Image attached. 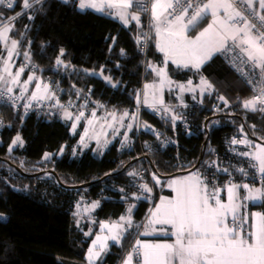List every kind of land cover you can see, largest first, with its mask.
<instances>
[{
    "label": "trees",
    "instance_id": "trees-1",
    "mask_svg": "<svg viewBox=\"0 0 264 264\" xmlns=\"http://www.w3.org/2000/svg\"><path fill=\"white\" fill-rule=\"evenodd\" d=\"M21 11L22 0L13 9L0 5V18H10ZM28 15L33 19H28ZM204 24L205 20L197 29ZM141 32L142 28L134 23L125 26L109 15L80 11L75 1L43 0L13 21L11 36L18 41L23 60L28 53L30 61H26L37 66L44 80L55 67L60 69L64 79L62 103L68 99L88 98L102 113H122L134 112L137 107V97L144 83L152 78L149 63L161 64L162 61L153 40L145 61L137 39L140 40ZM61 49L64 56L60 59L64 64L57 65ZM169 73L177 82L198 83L202 77L207 79L214 90L203 100L219 105L222 96L230 105L224 114L209 122V143L201 167L212 149L223 151L226 134L239 131L247 139L264 141V114L243 106V101L251 99L254 90L221 54L199 70L170 65ZM105 77H110L113 84ZM144 116L151 124L166 128L177 140L173 149L150 156L159 174L173 176L194 168L204 152L208 134L200 131L197 136L188 137L171 123L156 121L147 113ZM194 117L203 126L214 116L199 110ZM84 124L81 122L79 130L72 135L71 121L59 115H26L23 111L0 106V213L7 216V220H0V264H87L89 245L102 223L119 219L131 203L137 205L134 212L137 229L146 220L150 203L133 196L135 178L145 166L138 160L141 153L135 138L136 129L125 152H120L121 144L117 141L103 156L97 157L94 147L78 148ZM17 135L23 143L12 146ZM45 154L52 157L45 159ZM135 160L138 161L123 171ZM49 171L57 174L63 185ZM40 172L44 174L28 176ZM8 178L16 181V188H1L2 180ZM89 183L94 184L77 188ZM80 197L88 202L99 201L101 207L85 223L77 225L74 212ZM136 234L137 230L127 233L119 246H112L105 254L101 264H117L134 245Z\"/></svg>",
    "mask_w": 264,
    "mask_h": 264
},
{
    "label": "snow or ice",
    "instance_id": "snow-or-ice-1",
    "mask_svg": "<svg viewBox=\"0 0 264 264\" xmlns=\"http://www.w3.org/2000/svg\"><path fill=\"white\" fill-rule=\"evenodd\" d=\"M68 3L69 0H63ZM43 0H22L23 11L16 13L10 18H0V41L7 42L10 39L9 33L12 31V22L24 15L29 9H33L34 5H40ZM0 5H6L7 8L13 9L19 6V0H0ZM195 5V6H194ZM259 7V11L256 8ZM105 6L108 9H115L117 17L128 25L130 21L140 23L138 11H147L148 9L143 0H79L80 10L88 8L103 12ZM135 9V11H130ZM191 9V14H189ZM40 11V9H35ZM223 11V15H221ZM210 13L212 20L202 31L195 37L187 35L190 28H195L200 20ZM264 0H207V2H198V0H152L151 17L153 27L157 36V49L164 53L165 67L157 68L149 65L160 78L159 87L162 89L165 84L171 85L172 81L168 78L166 66L170 60L172 63L199 70L207 60H209L216 52H228L239 49V57L242 63H251L253 68H259L261 73V84L257 89V94L251 99L243 101V106L251 111H264ZM28 19H33L31 15ZM6 21V22H5ZM257 21V22H253ZM138 42H139V38ZM18 41L11 39V47L7 49V57L3 60V74H0V82L19 84L20 75L24 72V68L13 74L9 68V62L13 55L17 54ZM123 54V53H122ZM27 58L28 53L24 54ZM64 56V50H60V54L56 59L57 65H63L64 61L60 57ZM246 57V59H245ZM67 67V65H64ZM237 70H240L239 68ZM103 71V70H101ZM242 71V70H240ZM5 74L9 79H5ZM243 74V73H242ZM37 78L34 75L28 76L24 81V85L31 84ZM111 82L110 77H105ZM191 85L192 82L188 81ZM205 91L212 88V85L205 79H201ZM115 87V85H113ZM153 84H146L145 89H154ZM181 92L185 90L184 85H177ZM189 91L194 89L189 88ZM12 87H7V92L11 93ZM21 91H27L26 87H22ZM149 93L144 92L145 103H147ZM55 92L51 90V86L42 81L36 83L35 89L30 95V101L54 99ZM153 107L156 103L163 105V100L156 99V93H152ZM20 97H17L19 99ZM227 105L224 97H219ZM139 102V95L137 97ZM56 105L64 108L63 105L56 100ZM257 105L260 107L258 108ZM69 106L71 101H69ZM25 108L31 107V103L25 104ZM166 113L169 108L164 107ZM64 115L68 119H73V114L64 109ZM84 112H79L74 119L79 122L84 117ZM95 118L96 113L92 112ZM113 120L117 119L116 114H109ZM130 114L125 111L119 120L122 122L125 117ZM132 119H136V114H131ZM179 116L173 114L171 120L173 124ZM89 125L93 124V119H88ZM77 124L73 123L72 128L75 131ZM111 126V125H109ZM131 128V125H128ZM146 128L151 130L149 125ZM243 129H241L242 131ZM88 129H85V136ZM84 136L81 137L83 143ZM22 144V138L17 135L12 141V146ZM233 144L242 143L253 146V142L245 136L242 140L233 139ZM257 151L252 154V159L258 164L262 180H264V145L256 144ZM11 151V147L9 148ZM63 151V149H61ZM240 155L248 156L249 153L244 152ZM49 158V154H45V159ZM223 171H227L224 169ZM243 175H247L244 169L239 170ZM136 175V173H130ZM153 180L157 185L161 183L159 177L153 174ZM168 187L172 189L175 195L172 198L161 197L160 203L150 210L148 226L160 224L169 225L171 235L175 236L173 243L165 244H147L140 240L136 241L133 252L136 255H142V264H264V214L252 213L251 230L245 231L244 225L248 223V217L237 216V209L240 207L236 203L239 198L237 189L243 188L248 195L245 199L260 200L264 198V187H254L245 183L242 185L232 184L226 186L228 195L227 202L220 198V192L223 189L213 186L209 189V184L199 175L192 173L187 177L171 180ZM143 191L151 193L152 188L147 184L141 185ZM139 199L140 197H136ZM98 203H94L91 207L95 208ZM131 208H129V213ZM229 216L231 220L229 221ZM6 219L0 214V220ZM120 220L131 226V217H120ZM108 229L112 233L113 229L117 231L109 236L97 235L93 241L92 247L88 250L89 264H94V260L100 257L101 253L107 248L106 241L119 243L120 231L124 229V224L114 223L108 225L101 224V230ZM126 231V229H124ZM154 231V229H153ZM165 235L168 234L166 229H161ZM91 233H86L90 235ZM151 234L145 231L144 235ZM99 247V250H97ZM124 264H133V253L130 252L126 257Z\"/></svg>",
    "mask_w": 264,
    "mask_h": 264
},
{
    "label": "built area",
    "instance_id": "built-area-1",
    "mask_svg": "<svg viewBox=\"0 0 264 264\" xmlns=\"http://www.w3.org/2000/svg\"><path fill=\"white\" fill-rule=\"evenodd\" d=\"M207 0H198V2H206ZM144 5L148 9L147 11H139L142 15V32L139 40V49L140 53L144 56L145 61L147 60L150 44L152 41L151 37V4L152 0H143ZM6 7V5H3ZM195 6V5H194ZM7 8V7H6ZM191 9H189V14H191ZM29 16V15H28ZM257 22V21H253ZM224 60L231 65L234 72L249 86L254 90L252 95L257 94V89L261 84V73L259 68H253L251 63H242L239 57V49L235 51H228L221 53ZM246 59V57H245ZM16 63L24 68L28 72H38L37 66L23 60V58L18 55ZM240 70H237V69ZM243 73V74H242ZM63 75L58 67H55L53 72L47 77L46 83L51 86V90L55 92L56 96L54 99H45V100H36L30 101L25 92L22 91H12L11 93L7 92V89H4L0 85V106H7L15 110L23 111L26 115L31 113H38L40 115H47L50 117L61 116L64 109L67 108L73 114V117L79 112H84V117L80 119L79 122H76L75 119L71 123V134L74 135L79 130L81 122H85L88 119H94L92 117V112L99 114V106L88 98L79 101L68 99L66 102H61V95L63 93L62 83ZM17 97H20L17 99ZM251 97V98H252ZM59 100V103L64 106V108L56 105V100ZM69 101L71 105L69 106ZM31 103V107L25 108L24 105ZM167 107L170 109L169 112H165L163 109ZM259 108L260 106L257 105ZM229 109V108H228ZM228 109H223L218 104H208L203 101H190L183 106H158L153 107L140 106L134 109V112L138 113V125L136 126V141H138L139 150H140V161L144 163L145 166L140 169L135 178L136 185L134 186V195L140 197V199L147 201L151 205V209L156 203L159 195L162 193L154 184L153 180V170L150 166V156L156 152H164L169 149H173L177 146V140L173 134L166 130V128H161L155 126L148 122L145 119L144 114L147 113L150 117L156 121L163 122L165 124L171 123L174 128H177L181 133H184L186 136H197L200 131L208 134L211 131L210 125L204 124L200 126L197 122L194 115L196 111L204 110L208 116H216L224 114ZM258 113L264 114V111L257 110ZM175 114L180 117L173 124L171 116ZM95 116V117H96ZM76 123L77 126L75 131H73L72 125ZM206 123V122H205ZM88 123L86 122L85 125ZM149 125L151 130L145 127ZM85 127V126H84ZM80 132V135L84 132ZM245 138V135L242 132L234 131L233 133L226 134L224 137V149L216 150L212 149L210 157L206 161L203 167L200 166L194 173H199V175L209 184V187L212 189L213 186L223 189L231 182L232 184L247 183L254 185H264V180H262L261 174L258 171V167H253L255 161L244 155L242 143L233 144V139L242 140ZM80 142V139H79ZM80 144V143H79ZM127 145H121L120 152H125ZM227 169V171H223ZM244 169L247 175H243L239 170ZM147 184L152 188L151 193L143 191L141 185ZM150 209V210H151ZM135 245H132L125 252L122 259L117 264H124V261L130 252L133 253V264H139L141 255H136L133 252Z\"/></svg>",
    "mask_w": 264,
    "mask_h": 264
},
{
    "label": "crops",
    "instance_id": "crops-1",
    "mask_svg": "<svg viewBox=\"0 0 264 264\" xmlns=\"http://www.w3.org/2000/svg\"><path fill=\"white\" fill-rule=\"evenodd\" d=\"M63 1V0H62ZM69 1H75L77 3V6H78V9L80 10L79 8V0H69ZM207 2V1H206ZM256 8L257 10L259 11V7L258 5H256ZM86 10H92V11H95V12H98V13H102V14H106L109 12L110 9H108L106 6H105V10L103 12H100V11H96L95 9H92V8H88V9H85V10H80V11H86ZM264 14V13H262ZM208 17L209 15L205 16L202 20H200L199 23H201L203 20H205V24L207 23L208 24ZM135 24V23H134ZM137 25V24H136ZM199 25V24H198ZM197 25V26H198ZM130 26V25H128ZM197 26L191 31V33L195 32L197 30ZM200 28V27H199ZM12 29H13V22H12ZM12 32V31H11ZM11 32L9 33V36L11 38H13L11 36ZM14 39V38H13ZM0 45H1V51H0V74H3L2 72V69H3V60L6 59L7 57V49H6V46L3 45L0 41ZM156 46V45H155ZM17 50L15 51L16 53H18V55H20L19 53V44L17 45ZM157 49V47H156ZM157 51L160 53V51L157 49ZM222 52H216L213 54V56L207 61L209 62L215 55L217 54H221ZM161 54V53H160ZM17 54H14L13 55V58L12 60L9 62V68H10V71L15 74L19 68L21 67L19 64L16 63V60H17ZM162 56V61L161 63L163 62V55L161 54ZM23 58V57H22ZM26 59V58H24ZM27 61H30V58L27 57L26 59ZM25 60V61H26ZM206 62V63H207ZM204 63V64H206ZM157 64V63H155ZM203 64V65H204ZM170 65H173V64H169ZM202 65V66H203ZM175 66V65H173ZM179 66V67H178ZM178 66H175L177 68H181V69H193L191 67L189 68H183L182 66L178 65ZM195 70V69H193ZM30 75H34L37 79L36 80H33L31 84H28V85H24V81L27 80L28 76ZM155 76H154V73L152 72V78L151 79H154ZM5 79H9L6 74H5ZM150 79V80H151ZM19 80H20V83L19 84H11V83H4V82H0V85L4 88V89H7V87H12L13 91H21V88L22 87H26L27 88V91H24L27 95V97L30 98V95L32 93V91L35 89V85L36 83L42 81L43 83H46V80H44L40 73L39 72H28V71H25L20 75L19 77ZM193 83H195L193 80H189ZM185 83H188L185 82ZM211 94V93H210ZM193 100H196L194 99L192 96H186L185 100L184 101H175L172 105H167V106H175V107H178V106H183L185 105L186 103L190 102V101H193ZM198 100V99H197ZM201 100V99H199ZM36 101V100H35ZM203 101V99L201 100ZM228 106L225 107L224 109H228L230 107L229 103L227 104ZM219 106L223 108V106L219 103ZM100 116V114L97 115V117ZM62 119L64 120H67V121H71V123L73 122L74 120V117L73 119H68L65 117L64 115V112H62L61 116H60ZM81 125V124H80ZM88 125V124H87ZM85 126V127H84ZM83 128L85 130L86 128V125L84 124L83 125ZM136 128V127H135ZM83 130V131H84ZM83 134V133H82ZM82 134L80 135V142L81 143V137H82ZM264 144V143H263ZM81 146V145H80ZM78 147H79V144H78ZM82 147V146H81ZM90 148V147H89ZM244 148V150H243ZM242 150H243V153L244 152H247L249 153V149H248V145H245L243 146ZM86 149V148H85ZM88 149V148H87ZM95 152V151H94ZM52 155H49V158H51ZM246 157H250V155L246 156ZM48 158V159H49ZM252 159V158H251ZM254 160V159H252ZM192 174V173H191ZM190 175V174H188ZM185 176V175H184ZM161 180V183L159 185H157L154 181V184L155 186L160 190L162 191V193L159 195L156 203L154 204L153 207H155V205L159 204L160 203V198L161 197H169V198H172L175 193L172 191V189L170 187H168V184L171 182V180H173V178H170V179H163V178H159ZM206 183V182H205ZM242 184H245V183H239L237 185H242ZM250 186H254V187H264V185H254V184H249ZM209 189L211 190V188L209 187ZM237 195H238V199L236 200V203L240 205V207L237 209V216L238 217H244L245 215L248 217V223L244 225V229L245 231H250L251 230V223H252V213H262L264 214V198L260 199V200H256V201H253V200H249V199H245V197L248 195L247 191L244 190L243 188H239L237 189ZM135 199H137L136 195H133ZM220 198L227 202V199H228V195H227V191H226V187L224 188V190H222L220 192ZM140 199V198H139ZM138 199V200H139ZM142 200V199H141ZM94 203H98V206L95 207V208H92L91 206L94 204ZM129 205H132V208H131V212L129 213V210L126 208V211L125 213L122 215L123 217H126L128 215V217L130 216L131 217V226L129 227L125 222L121 221L120 218L117 219V220H113L111 222H104L108 225H112L114 224L115 222L116 223H120V224H124V229H126V231L124 229H121L120 230V241L119 243H116L114 241H112L111 239L107 240L106 243H107V248L105 249V251H103L100 255V257L96 258L94 260V264H101L104 260V256L105 254L111 249L112 246H119L122 242V239L124 238V236L133 231V230H137V234H136V239H135V242H134V245L136 243V241L138 240V238H141V241L143 243H147V244H165V243H173L175 241V236L171 235V228L169 225H160V224H155V225H151V226H148V220H149V217H150V211L147 215V218L146 220L144 221V223L142 225H140L137 229V225L135 224L134 222V212L136 211V203H131ZM101 207V203L99 201H94V202H88L86 200H84L82 197H80L77 205H76V210L74 212V218H75V222L77 223V225H81L83 223H85V221L87 219H89L90 217H92ZM151 209V208H150ZM121 216V217H122ZM127 218V217H126ZM231 220V216H229V221ZM154 229V231H153ZM161 229H166L168 231V234L165 235L164 232L161 231ZM145 231H148L150 232L151 234L149 235H144ZM97 235H101V236H109L110 235V232L108 231V229H104L103 231L101 230V227L99 228V232ZM96 235V236H97ZM96 236L93 238V240L91 241L90 245H89V248L92 247V244H93V241L95 240ZM89 250V249H88ZM97 250H99V247H97ZM142 261H143V257L141 255V258H140V262L139 264H142ZM86 263L89 264V261H88V253L86 255ZM174 264H178V261H175Z\"/></svg>",
    "mask_w": 264,
    "mask_h": 264
},
{
    "label": "rangeland",
    "instance_id": "rangeland-1",
    "mask_svg": "<svg viewBox=\"0 0 264 264\" xmlns=\"http://www.w3.org/2000/svg\"><path fill=\"white\" fill-rule=\"evenodd\" d=\"M130 11H135V9H132ZM137 14L140 16V23L137 24L135 21H130V23L128 25H131L133 23L137 24L139 27L142 28V15L141 13L138 11ZM107 15L117 19L118 21H120L122 24H124L116 15V10L115 9H110L109 12L107 13ZM208 23H211L212 17L210 15V13L208 14ZM221 15H223V11H221ZM207 16V15H206ZM125 25V24H124ZM125 25V26H128ZM204 27H207V23L202 25L199 29H197L195 32L191 33V31L194 28H190L189 31L187 32V35L191 36V37H195V35H198L200 31L203 30ZM151 37L152 40L154 41L155 45L157 43V36L155 33V29L153 27V20H152V24H151ZM11 38L9 39V41L7 42V47L6 49L11 47ZM1 43L3 45H5V42L1 41ZM6 46V45H5ZM17 49H15L16 51ZM163 55V62L161 64H155L153 62L149 63V65H154L157 68L160 67H165V56L164 53L160 52ZM208 61V60H207ZM206 61V62H207ZM205 62V63H206ZM173 64L175 66H178L177 64L172 63L170 60L167 63L166 66V72H167V76L168 78L172 81L171 85H167L165 84L164 87L161 89L159 87L160 84V78L157 76L156 72L152 70V68L148 67L149 70H151L154 73L155 78L148 80L144 83L142 91H141V95L139 96V102L137 100V107L140 106L141 104H143L145 107L146 106H150L153 105L154 101H153V96L152 93L155 92L156 93V99H162L163 100V105H160L159 103H156L155 105L158 106H167V105H172L175 101H184L186 96H192L194 99V101H201L202 99H204V97L210 93L213 92L214 87L212 86L211 89L205 90V91H201V89L203 88V85H201V79L198 81V83H193L191 85H189L188 83L185 82H177L175 81L169 73V64ZM179 67V66H178ZM183 67V66H182ZM191 67V66H189ZM189 67H183V68H189ZM202 67V65H201ZM200 67V68H201ZM192 68V67H191ZM194 69V68H193ZM196 70V69H195ZM205 79V78H203ZM207 80V79H205ZM208 81V80H207ZM107 82H109L107 80ZM209 82V81H208ZM112 83L113 82H109ZM210 83V82H209ZM146 84H153L156 87L154 89H145V85ZM211 84V83H210ZM177 85H184L185 86V90L183 92L180 91V89L177 87ZM212 85V84H211ZM192 88L194 89V91H189L188 89ZM147 91L149 93L148 98H147V103H145V98H144V92ZM198 99V100H197ZM201 99V100H199ZM220 104L223 106V109L225 107H227L228 105H225L224 101H222L220 99ZM228 104V103H227ZM130 115L128 117H125L123 119V121L121 122L119 120V117L125 112L119 113L117 111H104L103 113L100 112V116H96L93 119V124L92 125H86V128L88 129L87 135L85 136V130L82 134V136H84V141L83 143L81 142L79 144V150H85V148H89V147H94V151H95V155L97 157H101L103 156L114 144L115 142H120L121 145H130L131 143V134L132 132L136 129L135 127L138 125V113L137 112H131L129 110H126ZM115 113L117 116L116 120H113L112 117L109 115L110 113ZM131 114H136V119H132L131 118ZM98 115V114H97ZM88 120H85V124ZM111 125V126H109ZM128 125H131V128L128 127ZM85 128V129H86ZM75 134V133H74ZM250 140V139H248ZM252 141V140H250ZM253 142V146H248L249 149V155L252 158V154H254L257 149L255 148L256 144H261L264 145L262 142H257V141H252ZM82 147H81V146ZM256 164H258V162L256 160H254ZM189 175H180L177 177H174L173 179H177V178H183V177H187ZM161 181V180H160ZM17 187L16 185V181L13 178H8V179H4L1 182V188H6V187ZM129 208H132V205H128V210ZM154 208V207H153ZM152 208V209H153ZM1 214V213H0ZM6 219H3L4 221L7 220V216L2 214ZM128 217V215L126 216ZM116 223V222H115ZM142 224V223H141ZM139 230V229H138ZM117 230L113 229L111 234H114ZM120 231V230H119ZM138 240L141 241V238H138ZM120 241V240H119ZM142 242V241H141ZM136 245V243H135Z\"/></svg>",
    "mask_w": 264,
    "mask_h": 264
},
{
    "label": "water",
    "instance_id": "water-1",
    "mask_svg": "<svg viewBox=\"0 0 264 264\" xmlns=\"http://www.w3.org/2000/svg\"><path fill=\"white\" fill-rule=\"evenodd\" d=\"M220 115H221V114H220ZM220 115H216V116H214L213 118L208 119V120L206 121L205 124L208 125L209 122H210L212 119H217V118L220 117ZM255 141L264 143V141H260V140H258V139H255ZM208 143H209V133H208V135H207V139H206V141H205L204 152H203V154L201 155V157H200L198 163L196 164V166H195L194 168L188 170V171H181V172H179V173H177V174H175V175H173V176H161V175L159 174L158 170L156 169L154 163L151 161V158H150L149 161H150L151 169L153 170V172H154L159 178H163V179H170V178H174V177H177V176H180V175L183 176V175H188V174L194 173L197 169L200 168L201 163H202V161H203L204 158H205V154H206V149H207ZM138 160H139V159H138ZM138 160H135V161L131 162L129 165H127V166L124 168L123 171H125L130 165L134 164V163L137 162ZM17 170H18V172H19L20 174L24 175V173L22 172V170H21L20 168H18ZM42 174H44V172H40V173H38V174H35V175H28V176H29V177H36V176H39V175H42ZM49 174L54 175V176L57 178L59 184L63 185L62 182L60 181L59 177L57 176V174H55L53 171H49ZM92 184H94V183H89V184L81 185V186H78L77 188L88 187V186H90V185H92Z\"/></svg>",
    "mask_w": 264,
    "mask_h": 264
}]
</instances>
